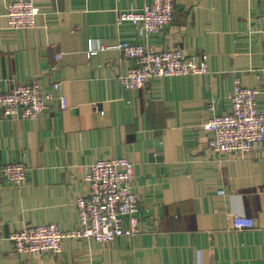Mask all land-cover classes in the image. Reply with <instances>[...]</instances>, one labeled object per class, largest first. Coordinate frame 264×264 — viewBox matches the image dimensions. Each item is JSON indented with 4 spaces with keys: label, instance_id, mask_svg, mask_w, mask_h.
<instances>
[{
    "label": "crops",
    "instance_id": "crops-1",
    "mask_svg": "<svg viewBox=\"0 0 264 264\" xmlns=\"http://www.w3.org/2000/svg\"><path fill=\"white\" fill-rule=\"evenodd\" d=\"M10 1L0 0V93L37 81L51 94L60 84L67 108L54 99L35 120L0 110V171L27 167L24 187L0 173L3 235L50 224L73 230L86 168L114 158L135 164L140 233L110 244L65 239L60 254L40 258L6 241L0 264H264V150L216 154L207 127L231 113L238 79L264 109V0H175L170 26L148 37L118 18L153 0H32L36 25L19 31L9 27ZM121 43L207 55L209 72L127 89L121 79L133 61ZM235 216L255 227L235 230Z\"/></svg>",
    "mask_w": 264,
    "mask_h": 264
},
{
    "label": "built area",
    "instance_id": "built-area-1",
    "mask_svg": "<svg viewBox=\"0 0 264 264\" xmlns=\"http://www.w3.org/2000/svg\"><path fill=\"white\" fill-rule=\"evenodd\" d=\"M175 0H153L151 7L139 11L132 6L119 15L118 24L130 23L143 37L162 32L170 26L175 14ZM10 29L34 28L40 9L32 0H11L6 8ZM117 49L133 61L128 75L121 79L123 86L142 90L151 79L204 75L209 72L208 56L187 54L183 49L157 51L141 44L121 43ZM96 48L88 44V56H95ZM60 84L53 85L51 94H43L37 81L16 86L11 93H0V110L5 116L35 120L47 109L48 103L58 99L62 109L67 108L65 96H57ZM257 90L245 88L236 81L230 96L232 111L215 116L207 125L214 134L209 142L216 154L239 153L248 155L264 150V109L258 107ZM217 100L209 104L214 111ZM4 181L16 187L27 183V167L21 163L4 166L0 171ZM135 164L125 158L102 159L86 168L84 180L86 195L76 201L78 225L63 232L56 224L29 227L4 236L0 223V246L10 242L18 253L40 258L45 254H60L65 239L94 240L110 244L119 238H133L140 233L139 198L133 192ZM234 229L243 231L255 227L254 220L234 217Z\"/></svg>",
    "mask_w": 264,
    "mask_h": 264
},
{
    "label": "rangeland",
    "instance_id": "rangeland-1",
    "mask_svg": "<svg viewBox=\"0 0 264 264\" xmlns=\"http://www.w3.org/2000/svg\"><path fill=\"white\" fill-rule=\"evenodd\" d=\"M128 59V58H127ZM131 60V59H130ZM211 141V140H210Z\"/></svg>",
    "mask_w": 264,
    "mask_h": 264
}]
</instances>
